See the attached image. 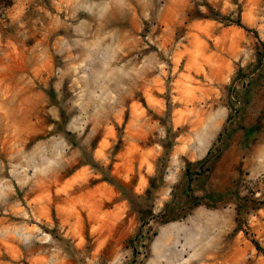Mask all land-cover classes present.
<instances>
[{"label":"rangeland","instance_id":"rangeland-1","mask_svg":"<svg viewBox=\"0 0 264 264\" xmlns=\"http://www.w3.org/2000/svg\"><path fill=\"white\" fill-rule=\"evenodd\" d=\"M0 264H264V0H0Z\"/></svg>","mask_w":264,"mask_h":264},{"label":"trees","instance_id":"trees-1","mask_svg":"<svg viewBox=\"0 0 264 264\" xmlns=\"http://www.w3.org/2000/svg\"><path fill=\"white\" fill-rule=\"evenodd\" d=\"M232 23H234V24L237 25V26H242V25H241V21H240V19H238V20H236V21H234V22H232ZM253 242H254L256 248H257V249H260L259 244H258L256 241H253Z\"/></svg>","mask_w":264,"mask_h":264}]
</instances>
